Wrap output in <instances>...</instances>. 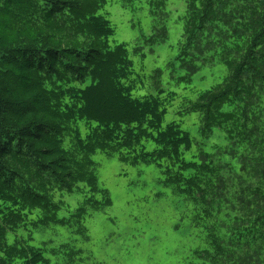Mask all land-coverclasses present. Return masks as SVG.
Returning a JSON list of instances; mask_svg holds the SVG:
<instances>
[{"label":"trees","instance_id":"obj_1","mask_svg":"<svg viewBox=\"0 0 264 264\" xmlns=\"http://www.w3.org/2000/svg\"><path fill=\"white\" fill-rule=\"evenodd\" d=\"M104 2L0 0V264H78L71 239L87 206L110 203L97 152L157 165L190 201L208 247L189 264H264V0H186L181 67L191 78L216 56L228 72L186 111L203 133L225 130L238 169L205 152L188 160L195 142L176 122L162 127L159 95L133 97V62L124 44L110 47ZM74 193L91 195L59 217L56 196ZM52 224L68 235L32 245Z\"/></svg>","mask_w":264,"mask_h":264},{"label":"rangeland","instance_id":"obj_2","mask_svg":"<svg viewBox=\"0 0 264 264\" xmlns=\"http://www.w3.org/2000/svg\"><path fill=\"white\" fill-rule=\"evenodd\" d=\"M104 1L98 14L109 20L114 29L109 38L110 47L124 44L133 62V73L128 80L133 86V97L159 95L166 108L162 127L176 122L195 142L188 160L205 152L213 155L217 162L238 169V160L229 155L231 141L225 130L213 128L203 133L200 115L186 111L201 93L220 84L228 73L226 65L216 56L213 63L198 62L200 68L191 78L181 67L186 0ZM77 123L84 137L83 122ZM63 145L70 146L69 136L64 138ZM145 146L148 150L155 148L152 141ZM91 159L95 162L100 188L107 192L110 203L87 206L85 232L76 233L71 239L78 250L75 256L78 264L198 262L193 252L208 247L205 235L192 223L190 201L175 193L157 165H133L119 153L107 156L97 152ZM90 195L58 194L56 199L66 204L58 216L69 217L85 196ZM95 196L100 199L98 194ZM42 233L55 243L69 232L52 224L45 230L35 231L37 239L32 245L40 246Z\"/></svg>","mask_w":264,"mask_h":264}]
</instances>
